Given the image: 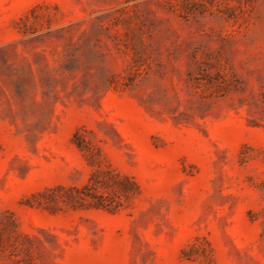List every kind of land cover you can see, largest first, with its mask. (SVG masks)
Returning <instances> with one entry per match:
<instances>
[{
  "label": "rangeland",
  "instance_id": "obj_1",
  "mask_svg": "<svg viewBox=\"0 0 264 264\" xmlns=\"http://www.w3.org/2000/svg\"><path fill=\"white\" fill-rule=\"evenodd\" d=\"M0 264H264V0H0Z\"/></svg>",
  "mask_w": 264,
  "mask_h": 264
},
{
  "label": "trees",
  "instance_id": "obj_2",
  "mask_svg": "<svg viewBox=\"0 0 264 264\" xmlns=\"http://www.w3.org/2000/svg\"><path fill=\"white\" fill-rule=\"evenodd\" d=\"M107 173V172H106ZM110 175L111 177V174L108 172V176ZM113 178V176H112ZM115 179V178H114ZM94 181V177L92 179ZM116 180V179H115ZM114 180V181H115ZM127 184L128 185H133V182H131L130 180H126ZM100 184L102 186H104L105 188H113V185L110 181H108L107 179L105 180H102L100 182ZM88 187H92V184L91 186H88ZM58 191V192H62L64 191L66 193V196H62V195H54V193ZM133 190L129 192V194H133ZM51 194H47V195H52V198L56 199H61V201H63L64 203H67V204H75L79 199L82 198L80 192L78 190H75L74 188H70V189H67L65 187H58L56 188L55 190L49 192ZM77 193V195L75 194ZM85 196H90L93 201H92V206H94L95 208H102V209H105L107 207L106 203L101 199V198H98V197H95V195H92V194H86Z\"/></svg>",
  "mask_w": 264,
  "mask_h": 264
}]
</instances>
